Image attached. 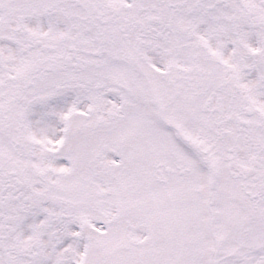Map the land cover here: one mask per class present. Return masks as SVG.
Instances as JSON below:
<instances>
[{"label": "snow or ice", "instance_id": "obj_1", "mask_svg": "<svg viewBox=\"0 0 264 264\" xmlns=\"http://www.w3.org/2000/svg\"><path fill=\"white\" fill-rule=\"evenodd\" d=\"M0 264H264V0H0Z\"/></svg>", "mask_w": 264, "mask_h": 264}]
</instances>
